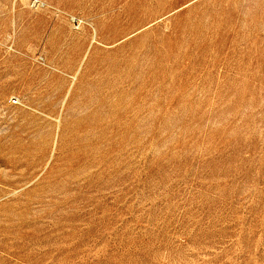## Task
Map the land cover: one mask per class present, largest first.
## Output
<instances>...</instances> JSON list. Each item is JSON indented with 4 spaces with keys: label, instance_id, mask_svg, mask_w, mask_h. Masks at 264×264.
I'll list each match as a JSON object with an SVG mask.
<instances>
[{
    "label": "rangeland",
    "instance_id": "1",
    "mask_svg": "<svg viewBox=\"0 0 264 264\" xmlns=\"http://www.w3.org/2000/svg\"><path fill=\"white\" fill-rule=\"evenodd\" d=\"M0 0V264H264V0Z\"/></svg>",
    "mask_w": 264,
    "mask_h": 264
},
{
    "label": "built area",
    "instance_id": "2",
    "mask_svg": "<svg viewBox=\"0 0 264 264\" xmlns=\"http://www.w3.org/2000/svg\"><path fill=\"white\" fill-rule=\"evenodd\" d=\"M34 4L41 5V6L45 5L43 0H34Z\"/></svg>",
    "mask_w": 264,
    "mask_h": 264
}]
</instances>
